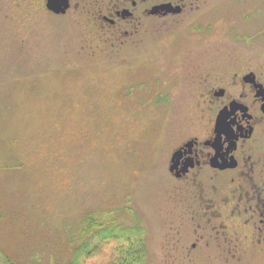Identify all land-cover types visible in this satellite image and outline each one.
<instances>
[{"label":"rangeland","instance_id":"obj_1","mask_svg":"<svg viewBox=\"0 0 264 264\" xmlns=\"http://www.w3.org/2000/svg\"><path fill=\"white\" fill-rule=\"evenodd\" d=\"M26 1L0 0V264H118L121 245H143L140 264L180 263L165 160L189 103L183 80H169L190 56L188 34L149 33L112 54L78 13ZM261 2L219 0L222 26L202 45H233L227 25L259 31ZM89 213L112 224L110 239L84 234Z\"/></svg>","mask_w":264,"mask_h":264},{"label":"flooded vegetation","instance_id":"obj_2","mask_svg":"<svg viewBox=\"0 0 264 264\" xmlns=\"http://www.w3.org/2000/svg\"><path fill=\"white\" fill-rule=\"evenodd\" d=\"M48 1L27 0L25 9L78 13L112 54L141 45L149 33L186 31L190 56L169 82L183 80L189 103L184 119L173 122L165 160L178 201V264H264V16L250 35L227 25L236 31L227 47L219 39L202 45L223 18L219 0H68L65 13ZM261 3L252 12L264 15Z\"/></svg>","mask_w":264,"mask_h":264},{"label":"trees","instance_id":"obj_3","mask_svg":"<svg viewBox=\"0 0 264 264\" xmlns=\"http://www.w3.org/2000/svg\"><path fill=\"white\" fill-rule=\"evenodd\" d=\"M86 221L89 224L88 229L84 231V234L86 235H98L103 237L104 240L111 238V231L114 229L110 224L102 223L99 220H97L95 213H89L86 216ZM84 230V229H83ZM82 230V231H83ZM124 230V229H123ZM83 234V232H81ZM114 236V235H113ZM77 239L74 238V241L76 243ZM77 244V243H76ZM75 247V244L72 246ZM123 245L117 247V259L118 261H115V263L118 264H140L143 262L146 258V253L143 252V245L140 248H137L139 252H136V249L133 247H130L129 250H124ZM76 250H80L79 246L76 248ZM6 261L8 264H19L15 262L12 258L9 256L6 257ZM26 264V263H21Z\"/></svg>","mask_w":264,"mask_h":264},{"label":"water","instance_id":"obj_4","mask_svg":"<svg viewBox=\"0 0 264 264\" xmlns=\"http://www.w3.org/2000/svg\"><path fill=\"white\" fill-rule=\"evenodd\" d=\"M47 6L56 13H65L70 3L68 0H49Z\"/></svg>","mask_w":264,"mask_h":264}]
</instances>
